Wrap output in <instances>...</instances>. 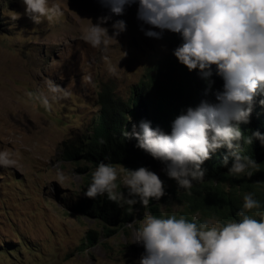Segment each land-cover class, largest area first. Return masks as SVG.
Here are the masks:
<instances>
[{"label": "clouds", "instance_id": "1", "mask_svg": "<svg viewBox=\"0 0 264 264\" xmlns=\"http://www.w3.org/2000/svg\"><path fill=\"white\" fill-rule=\"evenodd\" d=\"M21 2L25 15L35 24L43 19L52 22L64 14L60 4L50 5L49 0ZM98 2L110 14L98 17L96 23L83 28L82 38L86 43L106 51L126 30V22L113 21L111 35L105 25L112 15H123L126 6L137 4V19L150 26L147 29L141 26L146 36L160 39L165 30L181 35L183 42L173 54L189 71L199 70L197 80L201 85L197 89L215 102L202 100L197 106L188 107L173 120L168 132L153 128L149 121H141L138 126L133 123L131 131L123 133L125 139H135L136 148L164 165L154 166L145 159V166L118 170L100 161L84 195L96 199L106 194L107 199L118 206L139 203L135 213L144 208L150 211L144 214L142 226L133 229V242L143 243L145 248L139 264H264V212H257L258 219L248 214L261 209L255 193L243 196V206L235 214L240 218L238 221L215 224L205 218L197 223L194 215L193 221H189L184 216L177 218L160 210V204H165L161 199L167 194L166 188L173 186L166 185L150 170L163 168L166 175L175 180L177 185L173 188L190 190L193 181L203 182L206 175L203 165L221 149H227L222 163L232 175L251 178L254 170H259L257 161L241 155L240 149L241 142L252 145L254 140L264 146V133L255 130L245 136L240 125L250 123L256 98L264 97V0ZM103 59L108 63V71L115 74L116 68L108 57ZM46 83L47 94L28 91L26 96L50 111L53 101L66 98L70 93L51 79ZM258 103L264 107V98ZM100 143H104L103 139ZM19 160L18 150H0V167H17ZM121 172L124 173L123 185L116 183ZM67 179L57 168L55 181L63 186ZM119 186L121 191H118ZM151 204H158L155 213L150 209Z\"/></svg>", "mask_w": 264, "mask_h": 264}, {"label": "rangeland", "instance_id": "2", "mask_svg": "<svg viewBox=\"0 0 264 264\" xmlns=\"http://www.w3.org/2000/svg\"><path fill=\"white\" fill-rule=\"evenodd\" d=\"M52 3L61 5L63 16L35 24L21 0H0V92L7 104L0 107V150L20 153L17 167H0V264H139L145 248L133 242V229L142 226L150 211L144 208L120 227H104L78 211L74 203L86 197L97 166L65 157L63 148L79 142L97 111L100 93L128 98L131 86L170 53L174 32L165 30L160 39L146 36L141 26H150L137 19L138 5L133 4L107 22L110 35L115 20H124L126 30L101 51L83 40L82 30L109 15L107 8L98 0H49ZM104 56L115 74L108 71ZM49 79L70 93L53 101L50 111L26 96L28 91L47 94ZM57 168L68 177L63 186L55 181ZM162 169L150 170L175 187ZM123 176L121 172L116 183L123 185ZM258 188L264 190V185ZM181 208L175 202L170 207L160 204L170 216H179ZM88 230L99 232L95 244L82 243Z\"/></svg>", "mask_w": 264, "mask_h": 264}, {"label": "trees", "instance_id": "3", "mask_svg": "<svg viewBox=\"0 0 264 264\" xmlns=\"http://www.w3.org/2000/svg\"><path fill=\"white\" fill-rule=\"evenodd\" d=\"M182 42L181 35L174 33V44L170 53L145 71L132 85L126 100L115 96L107 98L105 92L100 93L99 99L96 100L97 115L94 113L91 117L89 127L83 130L77 144H69L63 148V155L71 160L82 158L93 166H98L100 161H104L112 165L140 167L145 166V159L154 166L164 165L136 148V140L125 139L123 133L130 132L132 124L138 126L141 121H149L153 128L168 132L173 120L186 112L188 107H195L202 100L215 102V99L202 96L197 89L201 85L197 80L200 76L199 70L189 71L173 54L174 49ZM207 97L211 98L210 95ZM261 98L264 97L256 98L257 103L251 113L250 123L240 125L245 136L251 135L255 130L264 133V107L258 103ZM101 139L104 143H100ZM226 154L227 149L213 154L203 165L206 169L203 182L193 181L190 190L166 188L167 194L161 200L169 207L174 202L182 206L177 218L184 216L193 221V215L197 213L201 215L195 219L197 223L205 218H216L224 223L238 221L240 218L235 214L243 206V196L249 192L255 193V198L261 203V209H254L248 214L258 219L257 212H264V190L258 188V184L259 187L264 185V146L259 140H254L252 145L241 142L240 154L252 157L259 164V170H254L251 178L232 175L222 163ZM229 162L231 163V157ZM255 185L257 187L253 189ZM121 189L119 186L118 191ZM74 207L84 214L95 216L106 227L107 224L115 225L121 221L132 220L135 216L134 209L140 206L139 203L134 206H118L109 201L105 194L96 199L84 197L74 203ZM150 209L155 213L158 204H151ZM99 237V232L88 230L82 243L95 244Z\"/></svg>", "mask_w": 264, "mask_h": 264}, {"label": "bare ground", "instance_id": "4", "mask_svg": "<svg viewBox=\"0 0 264 264\" xmlns=\"http://www.w3.org/2000/svg\"><path fill=\"white\" fill-rule=\"evenodd\" d=\"M174 74H175V71H174ZM175 81V80H174ZM176 82V81H175ZM133 87V86H132ZM133 93V92H132ZM3 97H4V95H2V93L0 92V107H2V106H5V105H7L5 102H4V99H3ZM103 107V106H102ZM130 113V112H129ZM96 114V113H95ZM128 114V113H127ZM133 114V113H132ZM97 115V114H96ZM124 224V223H123ZM122 225V224H121ZM120 227V226H119ZM124 228V227H123ZM105 232H107V231H105ZM109 232H111V230L109 231ZM107 234H110V233H108L107 232ZM112 234V233H111Z\"/></svg>", "mask_w": 264, "mask_h": 264}]
</instances>
